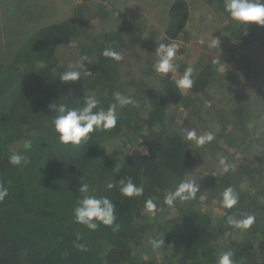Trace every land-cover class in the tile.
Wrapping results in <instances>:
<instances>
[{
	"label": "trees",
	"instance_id": "trees-1",
	"mask_svg": "<svg viewBox=\"0 0 264 264\" xmlns=\"http://www.w3.org/2000/svg\"><path fill=\"white\" fill-rule=\"evenodd\" d=\"M28 1L0 0V264H264V0H157L149 51L190 72L186 94L148 65L134 88L118 54L143 32L116 1ZM202 10L227 44L207 63L187 33Z\"/></svg>",
	"mask_w": 264,
	"mask_h": 264
},
{
	"label": "rangeland",
	"instance_id": "rangeland-1",
	"mask_svg": "<svg viewBox=\"0 0 264 264\" xmlns=\"http://www.w3.org/2000/svg\"><path fill=\"white\" fill-rule=\"evenodd\" d=\"M31 1L32 0L28 2L32 3ZM43 1H44L43 3L45 7L41 9H46L47 13L50 15L57 13L61 16H64L65 13H66V16H70L71 14L70 9L74 8V4L76 3L81 4L84 2V0H43ZM93 1L96 3L105 4V7H106V4L110 3L111 1H112V5H113V1H116L115 5L118 8V10L127 12V15L128 14L134 15V16H126L125 20L127 21V25H132L135 28H137L139 31L143 32V35L141 37V43L137 45H132L131 43L128 42L129 47L128 48L125 47V49L122 50V54L120 55L118 54L119 59L124 62L123 63L124 67L127 68L129 65L132 66L131 70L133 71V74L131 75L130 81L136 80V84L134 85V88L138 89L141 87L142 84L139 83V80L141 79L142 71L144 69L146 70L147 65H148L152 67L154 71L156 72V75L153 77L152 83H151L152 77L150 78L146 77V79L148 80L147 82L151 83L150 88H156L158 86H161L160 79L163 78V80H165L164 78L167 76V73H169L170 80L178 84V86L180 87V89L182 90L184 94L189 92V89H188L189 82L186 77L190 74V72L186 71L182 74L181 71L178 70V68H175L174 65L170 61H168L169 63L168 65H166L165 63H162L163 62L162 60L160 62L156 51H153L151 53L149 51V50H153L152 48H154L153 46L150 47V44L153 43L152 41L154 39L160 40L163 37L161 28L163 29L165 25V21H162L163 16H160V12L163 10L161 1L160 2L157 0H151V1L149 0H142V1L141 0H93ZM13 3L14 5L18 4L17 2H13ZM213 13H214V10H213ZM140 14L142 16H140ZM215 15L216 13L214 14V16H212L209 11H205V10H202L201 12H197L194 16H192V20L190 21V24L192 23L193 27L189 26L187 28V33L189 37H191V41H189V43L193 45L196 49H198L199 52L209 49L208 51H211L209 52L211 57L212 56L217 57L218 55L221 56V53L219 52L217 53L216 51L213 50V48L223 47L224 49H227L226 47L227 44L221 43V39L223 38L222 37L223 32L220 34L221 37H219L218 33H219L220 26L217 27L216 25H218V21L216 23V21L213 20L214 18H217V16ZM261 16H264V13L259 15L260 19H261ZM117 18L119 17L111 16L112 21L115 23L119 22ZM147 19H149V22L145 26V22ZM200 19H203L204 22L201 23L199 21ZM49 20L48 21L44 20L45 24L47 23L50 24ZM100 20H101L100 16H98V18H95L91 20L90 22H88L89 29L94 28L97 32L101 33L102 32L101 29H104V28L102 27L103 24H102V21ZM0 22L4 23L3 16H0ZM211 23L214 24V27L212 25L208 26V24H211ZM205 26L207 28H204ZM211 31H214V32H211ZM159 35L161 36V38L159 37ZM128 40L130 41V39ZM147 43L149 44L147 45ZM185 43L186 41L184 40V38H182L176 41V43L174 44L177 45V47H182L183 45H185ZM205 55H206V52H202L200 54V59L203 60L204 62L208 58ZM74 56L75 54L72 53L71 50H65L61 48L58 50L59 58L64 57L65 60L69 59V62H73V64H74V60H73ZM210 58L207 59L206 63L210 61ZM195 59H198L200 61L199 57H197L196 55L192 56L190 58V61L195 62L194 61ZM230 61L231 60H229V62ZM161 64L163 66L162 68H161ZM218 66L221 71L226 70L225 66L222 64H219V62H218ZM168 82L170 83V81ZM258 86L259 84L257 85V87ZM233 87H234L233 91H237L239 89L240 92L244 95H247L249 93V90L243 87L242 85L233 86ZM262 87H264V84H261V87H258L257 90ZM228 93L229 91H226V93L225 92L222 93L219 90H214L211 92V96H214V99L209 100V101L211 104H217L218 102L217 99H222L223 100L221 102L222 104L223 102L227 101V96L228 98L234 97V101L230 103L226 108L228 112H231V111L234 112L235 109L240 104V101H242V103L250 102L249 100L250 97L248 99L245 97H242L243 100H241L240 98L233 96L231 94H228ZM259 98L261 97L257 96V104H258L257 108L259 105H261V107L264 108V98H261V100ZM211 107H213V105ZM259 109H260V106L257 110L259 111ZM211 110L213 111V109ZM180 111L183 113L180 117V122L183 123L184 118H188L189 114L181 109ZM194 135L196 134L194 133ZM142 150L143 149L141 148V151ZM240 158L241 160H244L243 157H240ZM242 162L244 163L245 161H242Z\"/></svg>",
	"mask_w": 264,
	"mask_h": 264
},
{
	"label": "water",
	"instance_id": "water-1",
	"mask_svg": "<svg viewBox=\"0 0 264 264\" xmlns=\"http://www.w3.org/2000/svg\"><path fill=\"white\" fill-rule=\"evenodd\" d=\"M168 93L172 96L173 100H178L180 97V95L172 87L168 89Z\"/></svg>",
	"mask_w": 264,
	"mask_h": 264
}]
</instances>
